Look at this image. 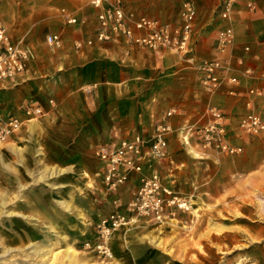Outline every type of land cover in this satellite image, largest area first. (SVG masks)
Listing matches in <instances>:
<instances>
[{
  "label": "crops",
  "instance_id": "0c3cea01",
  "mask_svg": "<svg viewBox=\"0 0 264 264\" xmlns=\"http://www.w3.org/2000/svg\"><path fill=\"white\" fill-rule=\"evenodd\" d=\"M48 1L51 0H46L45 3ZM74 1L81 6L74 10L64 8L79 22L68 25L62 19L67 24L64 29L58 32L52 31L61 34V45L56 48L50 47L45 43L44 38L43 42L48 50L43 55L36 56L27 75L18 79V82L6 83L0 89V108L4 113L22 116L20 108L25 102L40 103L46 110H49L40 118L26 121L22 130L0 147L2 148L0 149V166L12 169L11 173L18 182V197H20V192L26 188L25 186H28L25 190H28L32 183L35 186V182L31 179L34 181V178L44 173L47 168L62 171L60 175L48 180L55 179L57 184H61L59 190L64 193H61L62 197L66 194L68 197L69 190L73 189L75 192L79 188L78 185L71 183L70 176H74L77 183L87 186L83 190L86 193L102 191L100 176L97 173L99 170L97 158L92 165L87 166L79 160L81 157L68 154L58 156L51 151L44 150L52 138H92L94 130L88 134L85 129L87 126L93 128L104 126L106 130L108 129V133L111 130L114 140L110 143L115 144L120 137L131 135L135 131H148L153 124L163 119L165 112L172 107L181 111V114H174L169 119L174 129L179 128L185 120L195 122L208 103L196 104L195 100L209 101L211 99L215 102L212 105L219 107L225 114L227 140L233 145H239L241 138L248 136L237 134V126L240 118L247 111L245 106L248 98L247 88L260 85L261 82L245 77L234 57L242 55L245 65L252 67L257 73L264 72V0H236L233 4L231 24L236 43L233 56H229L228 52L226 56L229 57L233 66L230 74L239 79V85L236 87L237 95H228L227 86H222L216 93L210 95V98L198 85L194 70L188 68L180 55L175 53L155 52L110 43L95 44L92 47H84L81 52H76L73 49L74 40L92 38L95 19L94 13L87 20L82 16L86 13L90 0ZM124 1L138 13L155 18L133 7L126 0ZM181 1L174 16L158 19L161 21L177 19ZM195 2L198 8V18L195 25L194 53L199 58H208L212 55L217 31L228 22L221 19L215 12L218 0H195ZM3 4H9L7 10L18 5L10 0H0V7ZM48 7L50 10L60 8H56L55 5H48ZM92 10L95 11L93 8ZM14 12L19 11L14 10ZM0 14H5L3 9H0ZM0 22L8 30V24L3 16H0ZM8 32L10 33L9 30ZM19 38L24 44L31 46L24 41L23 36ZM243 46H248L249 51L244 52ZM194 86L197 89L193 88ZM50 98L56 102L57 107L54 110L47 103ZM254 110L264 118V97L254 98ZM57 127L60 128L56 129ZM190 148L194 150L196 148L205 154L195 137L188 138V142L184 143L174 131L169 136L168 160L160 168L161 174L165 175L169 183L180 193L195 192L202 185L210 183L209 179L198 178L199 173L197 172L200 168L198 163H205V169H207L208 162L202 161L205 158L202 155L198 156ZM186 149L189 151L187 152ZM6 153L13 156L12 159H15L13 163H8ZM189 153L193 158L189 156ZM184 156H187L189 160L183 159ZM204 156L209 157L207 153ZM243 169V167L235 166L234 172H228L234 175L236 186L243 179L240 177L241 174L244 175ZM194 170L191 176H187V172L191 174ZM22 176L27 179L26 185L22 183L25 180L21 178ZM136 183V175L131 174L129 181L119 189L132 191ZM44 184L48 183L44 181ZM52 184H50L51 187H58L54 181ZM223 184L222 188L225 190L226 180ZM202 192L209 196H205L207 200L205 203L212 204L211 200L219 199L217 196H212L207 188ZM221 195L219 194L220 197ZM237 195L238 191L235 200L227 201L226 198H220L218 205L220 210L223 211L226 205L238 207ZM55 200L62 209L78 217L80 230L83 229L86 216L89 218L88 216L91 217L94 214L91 210L86 213L84 211V216L75 207V203L67 199ZM233 218L237 222L238 218L240 219L237 214H234ZM209 228L219 233L227 229L217 224H210ZM58 236L62 241L67 239L65 236Z\"/></svg>",
  "mask_w": 264,
  "mask_h": 264
},
{
  "label": "rangeland",
  "instance_id": "374dc122",
  "mask_svg": "<svg viewBox=\"0 0 264 264\" xmlns=\"http://www.w3.org/2000/svg\"><path fill=\"white\" fill-rule=\"evenodd\" d=\"M126 1L157 19L174 16L180 2ZM45 2L22 0L8 10L9 4L0 7L5 12L0 16L7 22L12 37L20 39L23 36L38 57L48 50L43 42L45 35L61 31L67 25L59 18L57 10H50L48 5L70 10L81 6L74 0ZM86 10L82 15L85 20L94 13L90 5ZM206 96L210 98V95ZM204 102L215 103L211 99L195 100L196 104ZM85 129L88 134L94 130L92 138H52L44 150L58 156H78L85 165H92L96 161L95 151L98 147L114 144L110 143L114 140L113 132L110 130L108 133L104 126H87ZM244 137L239 143L242 146L240 154L205 152L209 155L206 157L200 150L190 148L205 158L202 161L208 162L207 169L205 163H198L200 168L197 172L198 178L209 179L210 183L202 185L195 192H179L189 200V210H177L174 216L161 222H147L142 215L132 216V212L127 210L132 191L117 189L108 194L98 191L86 193L83 191L86 185L77 183L70 174L69 180L79 188L75 192L69 190L68 197L67 194L62 197L64 193L59 190L61 184H57L55 179L46 181L48 184L31 179L35 186L32 183L30 191L25 190L28 187L25 186L18 197V182L11 173L12 169L0 166V264H69L65 254L67 248L73 250L74 264H264V133ZM6 156L8 163H13V156L7 153ZM183 159L189 160L187 156ZM235 166L244 168V175L240 176L243 179L237 186L234 175L228 173L234 172ZM194 172H187V176ZM21 178L25 179L24 176ZM225 180L227 187L223 190ZM52 181L58 187H51ZM22 183L26 185L27 179ZM205 188L210 190L212 196L226 198L227 201L235 200L238 191L239 206L226 205L222 211L218 206L219 199L211 200L212 204L205 203V196H208L202 192ZM219 194H222L221 197ZM55 199L75 203L84 216L90 210L94 214L88 216L90 219L86 216L80 230L77 216L62 209ZM110 214L123 217L122 222L111 234L102 236L97 224L102 217ZM234 214L239 215L238 222L234 220ZM210 224L223 225L227 229L219 233L210 229ZM58 235L67 239L62 241ZM106 249H109L108 252H105Z\"/></svg>",
  "mask_w": 264,
  "mask_h": 264
},
{
  "label": "built area",
  "instance_id": "2783aa9c",
  "mask_svg": "<svg viewBox=\"0 0 264 264\" xmlns=\"http://www.w3.org/2000/svg\"><path fill=\"white\" fill-rule=\"evenodd\" d=\"M10 1L18 4L20 0ZM235 1L218 0L215 12L228 24L217 31L212 55L208 58H199L194 53L198 18L195 0H182L174 21H161L138 13L124 0H90L95 10L93 36L86 40H74L73 49L81 52L84 47L110 43L155 52H172L180 55L183 63L194 70L198 85L204 93L213 95L222 86H227L226 93L236 96L239 79L230 74L233 66L226 56L227 52L233 56L236 43L231 24ZM57 13L67 24L79 22L64 7L58 8ZM45 43L53 48L59 47L62 43L61 34H46ZM243 51H249V47L243 46ZM234 58L245 77L261 82L246 90L247 111L240 118L236 133L257 136L264 133V118L254 110V98L264 97V72L257 73L245 65L242 55ZM35 59L33 48L24 44L22 39L14 40L6 26L0 22V89L8 82L14 83L24 78ZM47 103L51 109H56V102L52 98ZM20 109L22 116L4 113L0 108V145L18 134L26 121L40 118L49 111L36 102H25ZM174 114H181V111L172 107L148 131H135L120 137L115 144L100 146L95 151L99 162L97 173L100 176L101 192L108 194L119 189L129 181L131 174H135L137 183L127 203V210L132 212V216H144L147 222H161L174 216L177 210L190 208L189 200L180 195L160 171L168 160L171 133L175 131L184 143L188 142V138L195 137L204 152L229 155L242 152L241 145H233L227 140L225 114L219 107L207 103L195 122L185 120L177 129L169 122ZM122 219L118 214L102 217L97 224L99 233L108 236Z\"/></svg>",
  "mask_w": 264,
  "mask_h": 264
},
{
  "label": "bare ground",
  "instance_id": "6f19581e",
  "mask_svg": "<svg viewBox=\"0 0 264 264\" xmlns=\"http://www.w3.org/2000/svg\"><path fill=\"white\" fill-rule=\"evenodd\" d=\"M60 173H62L61 170L58 169H45L44 173H42L40 176L35 177L34 179L36 181H48L50 178L56 177L58 176ZM73 211V210H72ZM8 214H12V212H8ZM78 218V217H77ZM82 221V220H81ZM126 224V223H124ZM96 248H101L100 246H96ZM109 249H106L105 252H108ZM65 254L66 256L69 258V264H74V254H73V250H70V248H67L65 250ZM110 255V254H108Z\"/></svg>",
  "mask_w": 264,
  "mask_h": 264
}]
</instances>
